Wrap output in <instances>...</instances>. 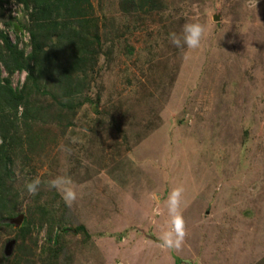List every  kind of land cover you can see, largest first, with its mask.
Listing matches in <instances>:
<instances>
[{
	"label": "rangeland",
	"instance_id": "rangeland-1",
	"mask_svg": "<svg viewBox=\"0 0 264 264\" xmlns=\"http://www.w3.org/2000/svg\"><path fill=\"white\" fill-rule=\"evenodd\" d=\"M91 3L98 38L53 89L27 68L32 0H0L23 65L0 64V264H264V0ZM190 22L201 47L179 49ZM174 189L179 246L164 242Z\"/></svg>",
	"mask_w": 264,
	"mask_h": 264
},
{
	"label": "trees",
	"instance_id": "trees-1",
	"mask_svg": "<svg viewBox=\"0 0 264 264\" xmlns=\"http://www.w3.org/2000/svg\"><path fill=\"white\" fill-rule=\"evenodd\" d=\"M32 3L34 16L27 29L32 50L27 68L38 80L46 84L50 82L53 89L59 87L57 84L63 79L72 83L70 77L77 70L76 66L87 60L88 53L82 49L83 43L84 47H88L91 41L93 43L98 38V35L91 33V0H32ZM0 39L4 41L3 44L0 43V64L4 69L11 73L23 67L22 53L12 48L9 37L0 31ZM4 47L10 54L3 53ZM63 89L73 90L74 93L80 90L78 84ZM4 99L10 100L8 95H5ZM8 108H17V105H10ZM1 159L0 156V161ZM5 162L4 167H0V198L3 195V177L7 176L8 171ZM0 201L2 202V199ZM62 230L68 231L70 228Z\"/></svg>",
	"mask_w": 264,
	"mask_h": 264
},
{
	"label": "clouds",
	"instance_id": "clouds-1",
	"mask_svg": "<svg viewBox=\"0 0 264 264\" xmlns=\"http://www.w3.org/2000/svg\"><path fill=\"white\" fill-rule=\"evenodd\" d=\"M206 34V27L199 22L186 23L181 34L171 33L170 43L179 49L198 50ZM41 181L37 178L25 183L29 195H36ZM49 187L56 189L66 204L71 205L77 199L76 190L72 187V181L66 176H57L49 181ZM181 189H174L169 195V212L172 217L171 234H166L164 242L172 246H179L184 236L183 217L179 214ZM175 236V241L172 239Z\"/></svg>",
	"mask_w": 264,
	"mask_h": 264
},
{
	"label": "water",
	"instance_id": "water-1",
	"mask_svg": "<svg viewBox=\"0 0 264 264\" xmlns=\"http://www.w3.org/2000/svg\"><path fill=\"white\" fill-rule=\"evenodd\" d=\"M19 220H21V217H20L19 219H15V220H12V221H16V222H17V221H19Z\"/></svg>",
	"mask_w": 264,
	"mask_h": 264
},
{
	"label": "crops",
	"instance_id": "crops-1",
	"mask_svg": "<svg viewBox=\"0 0 264 264\" xmlns=\"http://www.w3.org/2000/svg\"><path fill=\"white\" fill-rule=\"evenodd\" d=\"M173 263L176 264V260H174Z\"/></svg>",
	"mask_w": 264,
	"mask_h": 264
}]
</instances>
